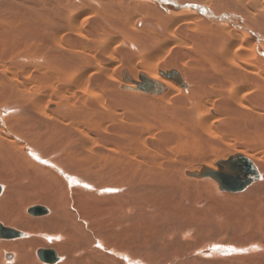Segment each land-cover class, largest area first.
Segmentation results:
<instances>
[{
	"label": "bare ground",
	"instance_id": "1",
	"mask_svg": "<svg viewBox=\"0 0 264 264\" xmlns=\"http://www.w3.org/2000/svg\"><path fill=\"white\" fill-rule=\"evenodd\" d=\"M236 155L260 174L242 191L204 176ZM26 196L56 234L17 228L8 211ZM109 206L197 209L236 243L259 237L248 250L212 240L201 258L264 255V0H0V224L22 233L0 238V264H39L35 234L66 253L37 250L43 264H148L107 247ZM64 221L92 225L97 249L68 250Z\"/></svg>",
	"mask_w": 264,
	"mask_h": 264
},
{
	"label": "rangeland",
	"instance_id": "2",
	"mask_svg": "<svg viewBox=\"0 0 264 264\" xmlns=\"http://www.w3.org/2000/svg\"><path fill=\"white\" fill-rule=\"evenodd\" d=\"M25 198L26 199L20 201V204L17 202L16 206L19 204L17 207L14 206L13 208H11L12 212L10 210L8 211V214H10V216H13V217H14L13 212L14 211L17 212L19 215H16V216L18 218H21V220L23 221V223L17 226V228L19 230L27 232L29 231V227L27 223H30V225L35 228L34 230L38 232V235H40L39 233H41L40 235L41 237L42 236L46 237L45 235H53V233L56 234L57 226H50L49 224L44 223V219H46L45 217L38 218L37 220V217L31 216L25 212V210H27L28 207L31 206V204L32 205L34 204L43 205V204L40 201H38L37 198L29 199V197L27 198V196ZM172 204L175 205L173 202ZM181 204L186 205L184 203H181ZM24 206L26 209H24ZM196 207H198V205ZM200 207L202 206H199L198 208ZM109 212H111L109 215V219L110 220L115 219L114 221L116 225H113L112 226L113 228H111V230H109L108 228L107 232L103 231L104 233L103 235H101V237L104 238L105 244L106 245L108 244L107 247L109 249H114L116 247L115 250H127L130 252L139 253L141 255L140 258L144 260L145 262H147L148 264H264V255L260 259H254V260L242 259V256H245L247 253L240 252V251L236 252V254L233 257H232L233 254H230L229 256H227L229 259L228 261H224L222 259L215 260V259L208 258L205 256L204 258H201L202 255H200L199 253L196 254L198 250H201V248L207 247L209 243L215 240H222L220 242L224 246H229L228 244H234L236 246L238 245L239 247L237 248L241 250H244L245 248H246L245 250H248V248H250V244H251V247L252 246L254 247V244L259 242V237L250 238L249 240V239H246L245 236H243V241H242L243 243L239 244L238 241L236 243V239L235 237H233L234 230L225 232V231H221L220 229H218L216 227V224H214V222H212L211 220H204L202 222L201 213H199L197 209L192 210L191 208V210H187L186 207H183V208L178 207V209H173V210L171 209L169 216L165 214V211L160 210L155 214L150 213L149 215H151L152 217H150L149 215H148V218L140 216L139 219H137L138 216H135V217L132 216V213H126V212L118 213L117 209L115 210V207L113 206H109ZM162 214H164V216L161 217ZM111 215H113L112 217L114 218L110 217ZM132 218H135V219H132ZM5 219L8 220V215L5 216ZM79 224H82L81 226L79 225L80 227H82L85 224L87 227L86 229L88 230L80 234V233L75 232L74 225L72 222L64 221L61 225V226H65L68 230L67 233L74 238L73 242L68 243V245H70V246L67 245L68 247H70L68 248V250L69 249L72 250L73 247H75L76 245L79 247L80 246L84 247V248L89 247V248L97 249V245L95 244L97 241L96 236L95 237L93 236L92 238V235L96 233V232H93L92 234V231H93L92 225L90 224L87 225L86 222L82 223L81 221H79ZM145 225L146 226L148 225V226L146 227ZM126 228H129V229H126ZM124 230L126 231L124 232ZM122 234H124L123 235L124 237H121ZM35 235H33L32 237L34 238V240H32L33 245H32V248H31L32 250L30 253L31 256L33 257V258L32 257L30 258L31 263L38 262L39 264H43L41 260L38 259L37 254H36L37 250H40L43 248L57 250L59 253H61V256H64V255L66 256V253L63 250H61L62 248L59 249L57 247V242L49 241V240H41V238L37 234ZM18 241L20 240H2L1 242L15 243ZM257 251L256 250L254 252L252 251V253H249V255L250 254L256 255L258 253L264 252V251L260 252V250H257ZM239 252H240V256L238 254ZM73 263L74 264H84V262L78 263L76 261Z\"/></svg>",
	"mask_w": 264,
	"mask_h": 264
},
{
	"label": "water",
	"instance_id": "3",
	"mask_svg": "<svg viewBox=\"0 0 264 264\" xmlns=\"http://www.w3.org/2000/svg\"><path fill=\"white\" fill-rule=\"evenodd\" d=\"M169 76L173 75L170 74ZM218 166V172L205 168L203 173L204 176L215 178L220 184L221 190L229 192L242 191L249 184L260 178V174L253 163L241 155L220 161ZM29 213L33 216H40L46 214L47 210L41 207H32L29 209ZM21 236V232L6 229L0 224V238L13 239ZM37 254L44 262L54 263L59 259L57 253L51 249H40Z\"/></svg>",
	"mask_w": 264,
	"mask_h": 264
},
{
	"label": "snow or ice",
	"instance_id": "4",
	"mask_svg": "<svg viewBox=\"0 0 264 264\" xmlns=\"http://www.w3.org/2000/svg\"><path fill=\"white\" fill-rule=\"evenodd\" d=\"M37 159H39V157H37ZM41 162H42V163H47V161H41ZM68 179H69V181H72V182L78 183V181H75L74 177L69 176ZM85 186L87 187V185H85ZM57 239H59V237H57ZM214 247H215V248H219L218 245H214ZM233 250H235V249H233ZM125 259H127V257H125Z\"/></svg>",
	"mask_w": 264,
	"mask_h": 264
}]
</instances>
